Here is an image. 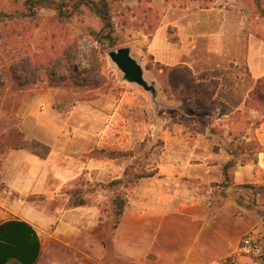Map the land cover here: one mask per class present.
Returning <instances> with one entry per match:
<instances>
[{
	"label": "rangeland",
	"instance_id": "1",
	"mask_svg": "<svg viewBox=\"0 0 264 264\" xmlns=\"http://www.w3.org/2000/svg\"><path fill=\"white\" fill-rule=\"evenodd\" d=\"M26 1L0 0V14L7 16L0 18V202L12 210L24 206L40 214L42 223L75 224L77 239L83 244L80 257L87 254V242L96 239L106 246L112 264H133L115 258L112 198L116 193L127 195L130 213L141 217L139 224L132 221L126 226L125 234L145 230L148 217L162 211L169 201L177 211L205 212L208 223L216 227L236 222L238 238L230 244L213 240L208 244L213 248L209 259L230 264L241 238L248 234L259 242L262 256L240 257L237 262L264 264V221L219 190L220 163L226 157L223 150L219 155L213 153L214 147L231 142L229 134L246 142L260 138L264 146V104L253 101L238 115L215 104L209 109L203 103L207 99L170 80L163 65L149 53L151 37L161 21L193 0H106L116 42L109 50L95 42L94 34L102 23L88 8L60 21L52 9L28 11ZM75 1L65 0L69 6ZM196 1L199 6L240 12L247 29L264 41V17L257 7L264 11V0ZM173 38L171 32L169 40ZM122 47H128L141 65L145 80L155 87V98L124 81L110 61L107 53ZM91 51L95 53L92 64ZM64 54L67 63L60 61ZM21 59L44 68V75L20 89L16 77L23 75L15 73L13 65ZM92 65L98 67L94 74L99 83L83 86L84 80L94 78L86 75ZM46 66H53V77H46ZM62 76L65 82L59 83ZM234 99L228 101L238 100ZM159 145L157 158L154 152ZM95 150L133 151L134 155L97 159L92 157ZM259 157L263 159L258 155V164L250 158L244 169L237 166L232 171L234 186H264ZM127 169L134 173L157 169L158 175L144 183L140 180L134 188L112 186ZM81 202L83 206L75 207ZM229 210H235L234 214ZM180 245L167 247L169 255L174 254L169 264L185 258ZM50 255L49 249L44 260ZM156 259L147 250L140 264H157Z\"/></svg>",
	"mask_w": 264,
	"mask_h": 264
},
{
	"label": "crops",
	"instance_id": "2",
	"mask_svg": "<svg viewBox=\"0 0 264 264\" xmlns=\"http://www.w3.org/2000/svg\"><path fill=\"white\" fill-rule=\"evenodd\" d=\"M246 23L236 10L204 9L196 0L188 1L182 9L167 16V21H161L151 37L149 53L163 66H186L198 83L217 82L214 99L229 111L240 112L257 82L264 78V41L247 29ZM171 32L175 38L169 40ZM235 97L237 101H228H234ZM258 141L263 145L260 138ZM259 156H263L259 157L263 160L259 166L264 168V152ZM153 178L142 179L141 183ZM163 208L148 217L145 230L125 234L126 226L132 221L139 224L141 218L131 214L130 204L127 205L115 232V258L140 264L146 251L152 250L157 264H169L174 262V254L169 255L168 248L177 242L185 256L178 264H221L209 259L213 248L208 244L219 239L230 244L234 237L238 238L239 228L233 225L236 222L222 223L220 228L208 223L205 212L177 211L169 201ZM234 211L229 210L231 215ZM34 213L24 206L19 211L12 210L6 202H0V264H112L106 246L96 239L87 242L84 257L78 255L82 254L79 246L83 244L77 239L75 224L42 223L40 214ZM49 249L52 255L44 260Z\"/></svg>",
	"mask_w": 264,
	"mask_h": 264
},
{
	"label": "trees",
	"instance_id": "3",
	"mask_svg": "<svg viewBox=\"0 0 264 264\" xmlns=\"http://www.w3.org/2000/svg\"><path fill=\"white\" fill-rule=\"evenodd\" d=\"M203 2L210 3L212 0H202ZM25 6L28 11H36L38 9H52L55 14L56 18L60 21H65L72 18L76 15L81 8L85 7L88 8L91 12L94 13L96 17L102 23V28L99 32L94 34V40L97 42L103 49L109 50L115 46V39L113 37L114 28L111 21L110 16V6L106 0H76L72 6H69L65 0H28L25 2ZM257 7L261 10L260 15L264 17V11L262 8L257 5ZM201 8L207 9L209 7L203 5ZM3 16L0 14V18L3 19ZM94 52L91 51V56L93 61H95ZM67 54H64L63 61L67 63L68 57ZM70 60V59H69ZM53 66H46L45 74L46 77H53L54 74H51V70ZM93 69L91 72L86 73V75H94V78L89 80L83 81V86L89 85H98V81L95 80L97 78L98 67L92 65ZM163 72L169 75L170 80H176L179 82V86H183L182 88L186 91L193 90V94L201 95L209 102L205 103L206 107L209 109L213 108V104L216 106H220L223 110H228V108L221 102L215 101L211 102L214 97V93L217 89L218 83L215 81H211L209 83H198L194 80V77L191 74V71L183 65H178L175 67H166L161 66ZM44 68H41L39 65L32 64L29 59H21L18 62L14 63L13 70L15 73H21L23 75L19 76L16 79L20 82L19 87L20 89L26 87L28 85H33L36 82L42 79V75ZM43 74L41 75V73ZM65 72V71H64ZM60 75V74H59ZM63 75V74H62ZM59 83L65 82L64 76H62L59 80ZM22 83V84H21ZM207 87L211 88L212 92H207ZM201 90V92H200ZM210 90V91H211ZM253 101H257L259 103L264 104V78L260 79L253 91L250 93L249 97L245 102V107L248 108ZM237 115L240 112H236ZM261 122L255 124L258 126ZM232 138L231 142L226 145L224 144L223 147H214L213 153L216 155L220 154V150H223V154L225 155V159L221 161V182L218 185L219 190L226 194L231 200L240 208L246 210L251 215L255 216L257 220L264 221V186H259L255 184L249 185H237L234 186L232 180V171L237 166H244L245 162L249 161L252 158V163L255 165L257 164V156L260 153L264 152V146H262L255 138L251 142H246L245 140H241L238 136L229 134ZM244 139V138H243ZM237 141V142H236ZM160 145L159 148L155 150L154 154L158 158L160 156ZM134 155L133 151L128 152H118V151H107V150H95L92 153L93 158L97 159H118L122 157H130ZM157 174V169L148 171V170H141L138 173H134L132 170L127 169L123 174V178L121 180H116L111 185L112 186H123V188H134L138 182L142 179L153 178ZM261 200V203H260ZM128 205V197L127 195H120L116 193L111 200V215L114 218V229H116L126 211V207ZM83 206V203L76 204L75 207ZM262 256V255H261ZM260 256V257H261Z\"/></svg>",
	"mask_w": 264,
	"mask_h": 264
},
{
	"label": "water",
	"instance_id": "4",
	"mask_svg": "<svg viewBox=\"0 0 264 264\" xmlns=\"http://www.w3.org/2000/svg\"><path fill=\"white\" fill-rule=\"evenodd\" d=\"M107 55L110 61L121 72L124 81L141 87L145 92L150 93L152 98L156 97L155 87L145 80L141 65L131 56L128 47L109 51Z\"/></svg>",
	"mask_w": 264,
	"mask_h": 264
},
{
	"label": "built area",
	"instance_id": "5",
	"mask_svg": "<svg viewBox=\"0 0 264 264\" xmlns=\"http://www.w3.org/2000/svg\"><path fill=\"white\" fill-rule=\"evenodd\" d=\"M262 255V248L253 237L250 235L244 236L239 245V249L237 254L230 258V264H236L238 258L245 257V258H260Z\"/></svg>",
	"mask_w": 264,
	"mask_h": 264
}]
</instances>
